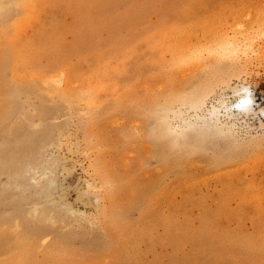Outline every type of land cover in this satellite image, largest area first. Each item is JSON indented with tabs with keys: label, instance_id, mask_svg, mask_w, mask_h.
Here are the masks:
<instances>
[{
	"label": "rangeland",
	"instance_id": "374dc122",
	"mask_svg": "<svg viewBox=\"0 0 264 264\" xmlns=\"http://www.w3.org/2000/svg\"><path fill=\"white\" fill-rule=\"evenodd\" d=\"M0 264H264V0H0Z\"/></svg>",
	"mask_w": 264,
	"mask_h": 264
},
{
	"label": "bare ground",
	"instance_id": "6f19581e",
	"mask_svg": "<svg viewBox=\"0 0 264 264\" xmlns=\"http://www.w3.org/2000/svg\"><path fill=\"white\" fill-rule=\"evenodd\" d=\"M260 14V13H259ZM262 14V13H261ZM237 16V15H236ZM235 17V16H234ZM221 25V24H219ZM254 25V24H253ZM243 93H245V96L242 97L235 105L234 108H236L240 112H248L252 108V99L247 96L248 90L247 89H242Z\"/></svg>",
	"mask_w": 264,
	"mask_h": 264
}]
</instances>
